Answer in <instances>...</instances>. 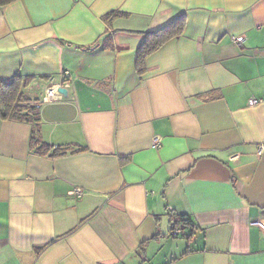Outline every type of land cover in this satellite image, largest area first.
Wrapping results in <instances>:
<instances>
[{
  "label": "crops",
  "instance_id": "crops-1",
  "mask_svg": "<svg viewBox=\"0 0 264 264\" xmlns=\"http://www.w3.org/2000/svg\"><path fill=\"white\" fill-rule=\"evenodd\" d=\"M181 15L140 76L144 34ZM19 73L42 139L85 151L35 154L0 118V264H264V0H18L0 81Z\"/></svg>",
  "mask_w": 264,
  "mask_h": 264
},
{
  "label": "trees",
  "instance_id": "trees-1",
  "mask_svg": "<svg viewBox=\"0 0 264 264\" xmlns=\"http://www.w3.org/2000/svg\"><path fill=\"white\" fill-rule=\"evenodd\" d=\"M16 1L18 0H0V8H4ZM123 15L124 13L120 11H112L106 14L103 19L105 22L110 24L113 19ZM185 21V15H181L173 22L163 26L161 29L144 34V41L138 47L136 60V70L140 76L146 73L147 60L151 55L161 49L170 40L183 34L185 29ZM32 78H34V76H24L19 73L0 81V118L5 121L27 124L31 126L30 148L35 154L45 156L48 155L52 158H57L69 153L73 154L85 151V148L83 147L72 145L54 147L42 139V118L40 114L41 103L33 102L32 99H30V97L25 94L27 84ZM208 93L209 95L211 94V92ZM171 218L173 223L181 225L185 231L190 229L181 236L187 238V240H191L192 238L196 237L197 232L195 231V226H192V222L177 215H174ZM87 219H89V217ZM79 227L80 225L74 228L69 234L75 232ZM172 230L173 227L171 229V236L174 238H179L180 236H174L172 234ZM144 245L145 242L141 244L139 251V256L142 258H144L143 255H145Z\"/></svg>",
  "mask_w": 264,
  "mask_h": 264
},
{
  "label": "built area",
  "instance_id": "built-area-1",
  "mask_svg": "<svg viewBox=\"0 0 264 264\" xmlns=\"http://www.w3.org/2000/svg\"><path fill=\"white\" fill-rule=\"evenodd\" d=\"M232 41L239 47H241L242 43L244 42V38L243 37H237V36H233L232 37ZM53 89V88H52ZM59 89V88H58ZM54 90V89H53ZM53 90H52V93L50 92L49 90V95L48 97L51 99L53 97ZM58 91V90H57ZM59 93V92H58ZM45 100H48L47 98ZM259 101L258 100H251L250 101V105H256L258 104ZM153 147L154 148H159L160 147V140L158 138H156L154 141H153ZM264 152V144H261L258 148V154L261 156ZM74 194H78V195H81L82 192L81 190H75ZM171 217L174 216L175 214L173 212H171ZM252 225L253 226H258L260 227L263 231H264V222H261V221H254L252 222ZM172 227H173V230H172V234L174 236H181V235H184V233L186 232L185 229L181 226V225H177L176 223H173L172 224Z\"/></svg>",
  "mask_w": 264,
  "mask_h": 264
},
{
  "label": "water",
  "instance_id": "water-1",
  "mask_svg": "<svg viewBox=\"0 0 264 264\" xmlns=\"http://www.w3.org/2000/svg\"><path fill=\"white\" fill-rule=\"evenodd\" d=\"M58 92L66 96L68 94V89L60 87Z\"/></svg>",
  "mask_w": 264,
  "mask_h": 264
},
{
  "label": "rangeland",
  "instance_id": "rangeland-1",
  "mask_svg": "<svg viewBox=\"0 0 264 264\" xmlns=\"http://www.w3.org/2000/svg\"><path fill=\"white\" fill-rule=\"evenodd\" d=\"M41 130H42V128H41ZM41 135H42V132H41ZM179 238H181V240L185 239V237H183V236H180Z\"/></svg>",
  "mask_w": 264,
  "mask_h": 264
}]
</instances>
